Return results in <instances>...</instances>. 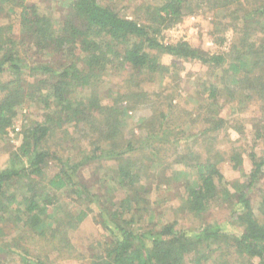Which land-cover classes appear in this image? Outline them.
<instances>
[{"label": "trees", "instance_id": "1", "mask_svg": "<svg viewBox=\"0 0 264 264\" xmlns=\"http://www.w3.org/2000/svg\"><path fill=\"white\" fill-rule=\"evenodd\" d=\"M210 1L215 6L233 4V0ZM185 4L186 0L147 3L140 20H135L97 0H66L65 15L57 20L28 0H0V18L10 20L0 24V134L12 125L17 105L34 102L42 112L40 122L23 132L8 166L0 169V240L5 228L17 236L20 264L76 258L68 232L94 212L91 206L96 208L94 220L104 240L99 242V253L91 252L82 264H264V195L257 210L249 196L264 178V151L248 154L250 172L237 186L225 181L220 164L227 159L239 168L241 153L210 147L212 134L229 130L240 134L251 124L254 139L264 150V23L258 39L252 27L264 21V9L253 12L256 18L245 15L240 40L226 52L209 54L186 41L169 44L160 38L162 30L181 21ZM48 56L64 62L53 69L44 62ZM195 61L209 70L197 78L199 107L181 108L182 95L171 89L169 98L168 93L153 94L166 100L165 105L157 103L161 108L157 116L151 114L154 102L139 84L154 78L177 81L182 65ZM105 76L127 77L134 89L128 93L109 89L101 99L97 84ZM111 97L108 104L105 100ZM124 104L134 111L150 110L140 127H151L157 118L152 132L148 130V141H135L134 133L127 138ZM72 123L75 131L91 135L93 146L75 163L43 147L54 129L68 130L66 125ZM196 124L199 127L193 129ZM169 150L173 155L168 162ZM108 160L115 162L109 168L111 177H105L108 168L102 163ZM152 162L159 164L161 179L183 187L182 199L193 215L203 214L222 196L234 197L226 221L230 229L227 223L194 233L174 222L144 225L152 210L151 181H146L157 170ZM86 164H94L92 175L99 173L103 184L113 182L103 196L82 183L79 171ZM175 166L184 172L175 171ZM51 169L55 170L49 173ZM113 191L123 196L108 200ZM62 195L71 198L73 208L62 209Z\"/></svg>", "mask_w": 264, "mask_h": 264}, {"label": "rangeland", "instance_id": "2", "mask_svg": "<svg viewBox=\"0 0 264 264\" xmlns=\"http://www.w3.org/2000/svg\"><path fill=\"white\" fill-rule=\"evenodd\" d=\"M66 0H28L29 3L36 4L41 12L49 15H53L55 19H62L65 15ZM100 4L110 7L115 12H119L120 15L131 18L139 19L143 7L147 3L152 6L158 5L162 0H97ZM210 0H186L185 8L183 9L184 16L179 23L173 27L162 30L160 38L164 43H175L177 41H186L192 46L201 49L203 51L209 52V54H217L220 52H226L232 43L240 40L239 30L242 28L243 18L247 13H251L252 17L256 18L253 12H259L260 9H264V0H233V4L224 5V3L211 4ZM252 11V12H251ZM260 18V17H259ZM261 20V18H260ZM10 21L9 18H0V24H5V22ZM264 21L261 20L259 25H253L255 31L254 36L258 39V30ZM259 59V58H258ZM257 59V60H258ZM168 59H164L166 62ZM44 62L48 63L53 69L57 68L59 64L64 62V58L57 56H48L45 58ZM207 68L199 62H187L182 65L179 72V79L177 81H170V83L161 81L160 78H154L152 81L146 80L139 84L144 92L149 94V98L154 102L151 110L153 115L157 116L159 111L157 103H163L165 105V98H157L154 93L162 92L167 95L166 98L170 97L171 89H174L177 94H181V108L188 109L189 106L199 107L202 102H199L198 96L201 93L199 90V84L197 78L204 72H208ZM211 74V73H210ZM217 77H220L219 75ZM127 77L124 76H105L102 78L97 87L101 94V99L104 98L103 93L109 89L119 92H131L134 89V82H129ZM112 97H115L113 95ZM111 98L105 100L108 104H112ZM190 97V99H189ZM125 103V102H124ZM125 105V104H124ZM227 108V107H226ZM225 108V110H226ZM126 118H124L123 130L130 139L131 134L134 133L135 141L145 142L147 136L152 132L155 123H158L157 118L153 122L151 127L139 126L142 119H145L150 115V110L148 108L142 107L136 111L132 110L130 106H126ZM253 109H256L255 107ZM225 110L223 111V116L225 115ZM15 118L11 126L6 128L4 134H0V169H4L9 164L10 154L17 149L22 141L23 132L31 128L34 123L40 122L42 112L38 104L34 102L22 103L17 105L15 109ZM251 115V112L249 113ZM173 118L175 123L177 122L178 116ZM261 119L264 120V117ZM254 121V120H253ZM255 122V121H254ZM253 122V123H254ZM263 124V123H262ZM72 124H67L68 130L65 128L54 129L53 133H50L43 143L44 149H49L57 153L62 159H68L70 162L82 161V157L89 149H93L90 144L91 135L84 131V133H79L75 131ZM187 125L191 123H186L185 127L188 129ZM79 127H81L79 125ZM198 124L193 126V129H197ZM16 128L18 131H16ZM254 128L251 124L248 126L247 130L241 132L240 134L234 131H222L221 133L212 134L214 138L210 139L211 149L218 150L221 153H226L230 151H237L241 153L243 160L242 166L239 168H233V163L225 159L224 162L220 164V171L222 172L224 179L230 185L240 186L246 181L245 176L249 174L251 169V164L248 160V154L254 151L258 155L263 153V147L260 141H255L253 135ZM145 129V130H144ZM264 130V126L261 127ZM148 130H150L148 132ZM88 134V136H87ZM135 141L133 143H135ZM148 141V140H147ZM205 145V144H204ZM202 151V148H200ZM160 155L163 152V143L159 144L158 149ZM171 155L173 153L171 150L168 151L166 156L168 157V162L171 160ZM108 171L105 173V177H111L110 167L115 165L113 160H108L102 162ZM51 166L52 163H50ZM154 169L157 168L154 175L149 177L146 181L151 185L153 193L150 195L149 207L151 213L148 216L143 214L145 219L142 221L144 225L146 223H156L160 225L168 223H176L178 228L185 229L189 232H198L201 229L208 227H220L225 226L226 229H230V223L226 222L229 220V211L231 207L235 206V198H227L222 196L218 198V201L210 203V206L206 212L201 215H193L186 210L185 199H182L181 194H183V187L181 188L179 184L167 183L163 178L164 174L158 172L157 162H152ZM94 164L83 165L81 171H79V177L82 183L92 187L93 189H98L103 196L106 193V187L112 186L113 182L109 180V184H103L104 179L100 178V174L92 175ZM183 168L180 166H175V171H180L183 173ZM55 169L49 170L52 173ZM97 171H94V174ZM182 182H185L186 173L182 174ZM102 179V181H101ZM166 179V178H165ZM167 180V179H166ZM113 181V180H112ZM181 181V180H179ZM145 185L148 183L144 182ZM10 189L11 191L14 190ZM115 189V188H114ZM66 192H64L65 194ZM264 195V178L256 185V187L250 191V199L253 209L257 210L258 202ZM60 196V203L62 204V209L64 205V211L73 208V203L71 198ZM123 196L121 191H116L108 195V200L118 201ZM94 210L93 213L88 212V216L79 224L73 231L68 232V239L76 251L77 256L73 259H60L54 261L52 264H82L85 257L92 253H99L100 247L99 242L104 240L103 231L100 226L95 223V216L97 214L95 206H91ZM230 221V220H229ZM20 242L17 240V236L8 232L7 228L4 229L2 238L0 240V260L3 261L2 264H20L19 257L16 254L18 252L17 244ZM5 245L10 246V250L5 247ZM33 248V246H31Z\"/></svg>", "mask_w": 264, "mask_h": 264}, {"label": "built area", "instance_id": "3", "mask_svg": "<svg viewBox=\"0 0 264 264\" xmlns=\"http://www.w3.org/2000/svg\"><path fill=\"white\" fill-rule=\"evenodd\" d=\"M16 131H18V129L16 128Z\"/></svg>", "mask_w": 264, "mask_h": 264}]
</instances>
